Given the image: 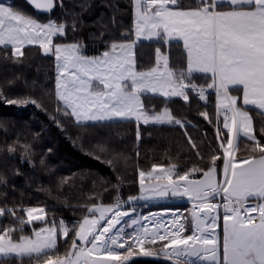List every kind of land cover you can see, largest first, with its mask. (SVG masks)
Returning <instances> with one entry per match:
<instances>
[{
  "label": "snow or ice",
  "instance_id": "1",
  "mask_svg": "<svg viewBox=\"0 0 264 264\" xmlns=\"http://www.w3.org/2000/svg\"><path fill=\"white\" fill-rule=\"evenodd\" d=\"M26 3L33 12L0 3V50L11 46L12 55L21 58L25 46L38 45L45 55L52 56L55 99L59 102L56 111L79 128L92 127L90 122L132 120L137 141L141 139V125L179 126L186 131L190 122L176 117L167 105L173 98L187 103L191 96L207 104L211 92L217 100L216 120L206 110L200 115L216 126L218 138L221 124L227 132L220 145L223 156L211 155L206 168L193 164L177 171V165L172 164L167 170L158 165L145 170L137 165L140 194L129 196L127 201L120 194L126 181L114 162L123 159L127 164L128 157L115 151L101 157L97 153L109 152L108 147L94 144L85 154L108 166L116 178L113 182L101 176L93 180V186L99 183L104 191L110 187L115 202L84 204L86 214L80 220L69 224L53 218L39 229L33 228L32 235L23 234V225L44 220V208L5 203L0 206V217H15L17 211H22L27 219L20 216L15 225L0 228V254L13 255L21 264L24 257L37 260V264H128L134 253L162 256L171 264H264V126L257 134L245 107L253 106L264 116V0H196L192 5L182 0H130L132 33L121 32V39L106 41V47L97 55H89L79 40L67 39L83 23L80 16L92 7L91 0H82L81 11L71 24L52 19L54 10L64 7L63 0ZM112 7L118 10V6ZM41 14L48 17L47 22L40 19ZM111 23H117L115 16ZM100 27L107 29L108 25L102 23ZM104 35L102 30L99 36ZM142 39H156L168 47L172 41L182 42L184 66L179 70L171 67L169 53L157 47L154 66L138 68L135 48ZM201 80L204 83H199ZM14 83L9 80L0 84V103L32 104L46 110L36 98L6 96L4 87ZM148 93L163 98L162 110L146 107L142 94ZM57 124L62 126L60 121ZM0 130L7 131L2 123ZM241 136L247 155L237 160ZM80 139L77 136L76 140ZM188 140L193 148L197 147L190 136ZM18 143L8 144V153H16ZM80 147L85 145L81 142ZM20 148L22 157L31 164V145L20 144ZM222 158L218 181L216 162ZM44 163L41 159L40 164ZM146 180L151 181L149 187H145ZM67 182L65 177L60 184ZM7 183L0 175V185ZM5 195L0 191V199ZM169 196L187 197L192 202L190 220L178 210H166L167 219H162L157 212L133 215L135 207L124 209L125 203ZM221 210L222 244L217 233ZM13 233L19 235L14 237ZM58 234L67 242L62 255L55 252Z\"/></svg>",
  "mask_w": 264,
  "mask_h": 264
},
{
  "label": "trees",
  "instance_id": "2",
  "mask_svg": "<svg viewBox=\"0 0 264 264\" xmlns=\"http://www.w3.org/2000/svg\"><path fill=\"white\" fill-rule=\"evenodd\" d=\"M81 2L82 0H63L64 7L55 9L52 19L71 24L73 17L81 11L79 7ZM195 2L196 0H182L185 5H192ZM5 3L15 4L20 10L33 12L26 0H10ZM91 4L92 7L80 16L83 23L79 29L75 33H69L67 39L69 42L79 40L84 44L85 51L89 55H97L106 47V41L121 39V32L132 33L134 16L130 0H91ZM112 5L118 6V10H114ZM112 16L116 17L115 25L111 23ZM40 19L47 22L48 17L41 14ZM102 23L107 24L108 28L102 29L100 27ZM102 30L105 35L100 37L99 33ZM157 47L169 53L171 67L179 70L184 66L185 50L182 42H171V46L168 47L159 40H142L136 44L135 48L138 68L154 66ZM23 51L24 57L16 58L12 55L11 46L7 50H0V84H6L9 80L15 81L12 87H4L6 96L36 98L46 110H41L32 104L18 106L0 103V123L7 129V131L0 130V175L5 176L8 181L7 185H0V191L6 193L0 199V206L6 203L9 206L23 208H44L45 220L35 221L32 224L25 223L24 235H32L33 228L39 229L53 218L57 222L62 219L69 224L80 220L86 214L82 207L84 204L115 202L114 193L110 187L108 191H104L99 183L93 186V180L101 176L108 177L113 182L116 178L108 166L85 154L86 150L96 143H103L109 149V152H98L97 154L101 157L109 156L112 151L121 152L128 157L127 164L123 159L114 162L117 171L126 181L120 193L121 199L125 201L129 196L139 195L137 165L147 170L152 165L167 169L170 165L176 164L177 171H184L193 164L206 168L208 158L213 154L223 156L220 145L225 139L224 133L227 130L223 129L221 124V135L218 138L216 126L200 115L206 110L209 117L216 120L214 97L207 104L195 99L194 96H191L187 103L179 98H173L167 105L176 117L185 120L186 123L190 122L186 131L179 126L141 125V139L137 141L136 124L132 120L90 122L93 126L84 130L56 111L59 102L55 99L54 58L45 55L38 45L25 46ZM17 59L19 62H14ZM199 83L204 81L201 80ZM233 91L235 92L234 89ZM142 100L146 107L162 110V97L142 94ZM240 103L241 101L238 100V105ZM59 106L62 107V105ZM245 107L252 116L253 126L258 134L260 127L264 126V116L252 106ZM222 119L221 115L219 120L222 122ZM57 121H60L62 126H58ZM77 136L81 139L76 140ZM189 136L197 147L193 148L192 143H189ZM13 141H19V143L16 153L10 154L7 151V145ZM81 142L85 145L83 149L80 147ZM20 144L31 145L33 152L31 164L22 157ZM48 149L51 151L49 152ZM137 149L139 156L136 155ZM244 149L245 144L241 136L239 150L235 154L237 160L247 155ZM41 159L45 161L43 165L40 164ZM216 163L219 166L220 176L223 158ZM17 170L19 174H16ZM65 177L68 178V182L61 185L60 181ZM216 202H220V199L216 198ZM127 208H130L128 203ZM166 210L183 212L189 216L190 220L191 204L189 203H162L143 207L144 214ZM222 215L221 210L220 241L223 237ZM20 216L27 219L26 213L22 211H17L15 217L8 215L0 217V228L15 225ZM17 235L19 234L13 233L14 237ZM66 243L58 234L55 252L62 255ZM152 256L154 258L134 253L128 264H171L162 256ZM0 264H21V261L14 256L1 257ZM23 264H37V260L24 257ZM197 264L205 263L198 261Z\"/></svg>",
  "mask_w": 264,
  "mask_h": 264
},
{
  "label": "crops",
  "instance_id": "3",
  "mask_svg": "<svg viewBox=\"0 0 264 264\" xmlns=\"http://www.w3.org/2000/svg\"><path fill=\"white\" fill-rule=\"evenodd\" d=\"M142 40H140V41H142ZM152 41H157V40L156 39H153ZM172 42H175V41H172ZM238 95H240V93ZM214 98L216 100V96H214ZM216 104H217V100H216ZM201 178H202V176H201ZM217 179H218V181H221V177L219 176V174L217 176ZM150 185H151V181L150 180H146L145 187H149ZM139 194H140V185H139ZM135 203L143 204L145 206L144 208H147L148 206L153 205V204H162V203H189V204H191L192 202L189 201L187 199V197H171V196H169L167 198L152 199V200H147V201H145V200H138Z\"/></svg>",
  "mask_w": 264,
  "mask_h": 264
},
{
  "label": "rangeland",
  "instance_id": "4",
  "mask_svg": "<svg viewBox=\"0 0 264 264\" xmlns=\"http://www.w3.org/2000/svg\"><path fill=\"white\" fill-rule=\"evenodd\" d=\"M6 1H10V0H0L1 3H5ZM148 94H150V93H148ZM116 120H119V119H115L113 121H116ZM165 170H167V169H165ZM132 207H135V209H136V213H134L133 215H135V214H144L143 213V207H145V206L143 204H139V203L130 204V208H127V203L124 204V209H126V210H131ZM157 213L161 214V218L162 219H167V216L165 215V211H163V212H157ZM124 219L127 220V219H129V217H125ZM44 220H34V221L31 222V224L33 222H35V221H44ZM218 224H219V221H218ZM217 233L219 235V227L217 228ZM221 239H223V237ZM221 244H222V241H221ZM120 251L122 252L123 250H120ZM9 256H13V255H9ZM9 256H4L3 254H0V258L1 257H9Z\"/></svg>",
  "mask_w": 264,
  "mask_h": 264
},
{
  "label": "built area",
  "instance_id": "5",
  "mask_svg": "<svg viewBox=\"0 0 264 264\" xmlns=\"http://www.w3.org/2000/svg\"><path fill=\"white\" fill-rule=\"evenodd\" d=\"M214 96H215V95H214L213 93L210 92V93H209V101H210V99L213 98ZM194 97H195V96H194ZM195 99H197V98L195 97ZM197 100H198V99H197ZM209 101H208V102H209ZM201 102H202V101H201ZM203 103H204V102H203ZM204 104H205V103H204Z\"/></svg>",
  "mask_w": 264,
  "mask_h": 264
},
{
  "label": "water",
  "instance_id": "6",
  "mask_svg": "<svg viewBox=\"0 0 264 264\" xmlns=\"http://www.w3.org/2000/svg\"><path fill=\"white\" fill-rule=\"evenodd\" d=\"M202 215H206V214H202ZM151 258H154V256H150Z\"/></svg>",
  "mask_w": 264,
  "mask_h": 264
},
{
  "label": "flooded vegetation",
  "instance_id": "7",
  "mask_svg": "<svg viewBox=\"0 0 264 264\" xmlns=\"http://www.w3.org/2000/svg\"><path fill=\"white\" fill-rule=\"evenodd\" d=\"M202 263H205V262H202Z\"/></svg>",
  "mask_w": 264,
  "mask_h": 264
},
{
  "label": "bare ground",
  "instance_id": "8",
  "mask_svg": "<svg viewBox=\"0 0 264 264\" xmlns=\"http://www.w3.org/2000/svg\"><path fill=\"white\" fill-rule=\"evenodd\" d=\"M253 215H255V214H253Z\"/></svg>",
  "mask_w": 264,
  "mask_h": 264
}]
</instances>
